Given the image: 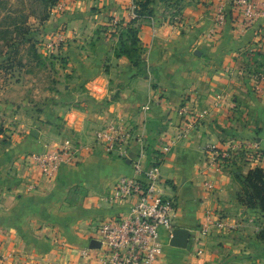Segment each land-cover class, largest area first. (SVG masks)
Returning <instances> with one entry per match:
<instances>
[{"label": "crops", "instance_id": "crops-1", "mask_svg": "<svg viewBox=\"0 0 264 264\" xmlns=\"http://www.w3.org/2000/svg\"><path fill=\"white\" fill-rule=\"evenodd\" d=\"M186 2L171 21L138 19L143 74L129 58L115 55L117 28L110 22L116 17L125 26L135 19L134 0H59L49 11L38 56H31L35 66L65 62L62 71L70 80L63 93L52 82L40 84L39 68L22 69V81L13 86L12 75L0 68L3 264H98L95 250L92 258L81 251L90 249L100 223L130 209L101 199L115 179L132 174L129 161L140 151L134 141L129 159L105 151L94 132L114 120L151 143L159 158L147 155L148 162L160 161L165 194L176 203L174 230L190 232L188 247L179 249L160 230L162 264H264L255 224L262 216L241 199L248 171L264 164V14L249 16L243 0ZM248 2L264 13V0ZM219 7L225 22L217 27ZM6 40L0 39L1 62ZM181 106L197 117L194 129L185 131ZM70 112H76L75 123L67 122ZM236 141H247L249 152L257 141L262 158L237 152L229 155L234 166L211 169L205 146L227 150ZM64 149L75 164L61 169L51 189L43 182L33 189L40 173L30 155ZM207 210L220 212L227 225L203 239L199 258L197 231Z\"/></svg>", "mask_w": 264, "mask_h": 264}, {"label": "built area", "instance_id": "built-area-1", "mask_svg": "<svg viewBox=\"0 0 264 264\" xmlns=\"http://www.w3.org/2000/svg\"><path fill=\"white\" fill-rule=\"evenodd\" d=\"M243 3L247 5L249 16L264 14L261 5L249 3L248 0H243ZM224 22V8L219 7L217 27L222 26ZM118 23L119 21H116V24ZM179 113L185 131L194 129L197 117L190 114L186 106H181ZM76 119V112H70L67 122L75 123ZM94 135L108 154L121 160L129 159L130 145L133 141L140 149L138 156L131 161L132 174L115 179L101 199L109 205L130 204V209L98 225L95 237L91 240L100 242L101 247L95 249L94 257L98 264H162L164 247L160 239V230L165 229L169 237H172L176 203L165 194L160 161L148 162L145 137L142 134L131 135L126 127L116 120L95 130ZM248 147L247 141L232 142L227 150H220L208 144L204 148V153L208 166L219 170L223 166V159L237 152H245L248 158L253 153L261 156L262 150L257 141L251 143L250 152ZM30 159L40 173V179L32 186L33 189L39 188L42 182L47 189H51L61 169L75 164V156L65 149L33 153ZM205 187L213 191L214 182L207 180ZM226 225V218L220 212L213 210L205 212L203 223L197 231L196 254L199 258L205 253L200 245L203 239L209 237L213 230L224 229ZM91 253L92 250L89 248L81 251V255L86 258H92ZM0 260H8V257H0Z\"/></svg>", "mask_w": 264, "mask_h": 264}, {"label": "rangeland", "instance_id": "rangeland-1", "mask_svg": "<svg viewBox=\"0 0 264 264\" xmlns=\"http://www.w3.org/2000/svg\"><path fill=\"white\" fill-rule=\"evenodd\" d=\"M2 1V0H1ZM0 1V39L2 38V31L7 29L6 38H8L9 43V55H5V58L0 61V68L3 67L4 73L7 75H12L9 77L10 84L17 85L19 82L22 81L23 76L19 74V72H23L22 69H35L39 68V79L41 80L40 84L46 88L50 82L51 85H54L57 88V85L60 86L59 92L60 94L63 93L65 85L68 80V76L66 73H63L62 69L64 68L65 62L50 63L49 61H43L42 64L38 63L36 66L34 65L35 60L33 61L34 57L31 56L29 49L31 46H34L36 49V45L40 43L41 39H44L43 34L45 30V24L49 21V11L53 12V7L45 8L42 3L38 0H3ZM187 0H156L155 4H150L151 9L155 11L154 17L157 18L158 21L162 22L163 20L171 21L174 19L175 15L180 14L182 6H185ZM52 9V10H51ZM21 15H23V17ZM26 17L27 24L25 30L20 32L16 29L19 25L15 24L18 19L20 22V26L23 25L22 19ZM116 21H119L116 24ZM124 20H119L116 17L110 19L112 28H117ZM4 29V30H3ZM99 32H103L98 30ZM6 40V39H5ZM59 43L61 41L59 40ZM7 44V40L5 42ZM39 48V45H38ZM5 50V49H4ZM3 53L2 48L0 47V55ZM59 60L61 59L60 56H55ZM60 57V58H59ZM23 59V64H20V61ZM37 63V62H36ZM9 71V72H8ZM22 78V79H21ZM59 79V80H58ZM52 87V86H51ZM52 87V91L55 89ZM14 89L13 87L11 88ZM46 92V91H45ZM42 99L44 97L42 96ZM11 106H16V103L10 102ZM14 113V112H12ZM11 113V118L13 114ZM28 113V112H27ZM37 112L35 114H39ZM15 116V115H14ZM13 124L11 123V126ZM242 142V141H240ZM257 157V156H256ZM262 158V156H260ZM264 168V164L262 166ZM259 214V213H258ZM260 215V214H259ZM255 224L260 227L259 237L261 232L264 231V218L259 217L255 221ZM260 246L264 245L262 239H260ZM0 257H4L3 254L0 253ZM5 260H0V264H3Z\"/></svg>", "mask_w": 264, "mask_h": 264}, {"label": "trees", "instance_id": "trees-1", "mask_svg": "<svg viewBox=\"0 0 264 264\" xmlns=\"http://www.w3.org/2000/svg\"><path fill=\"white\" fill-rule=\"evenodd\" d=\"M1 1V0H0ZM44 5L45 8H50L56 6L59 0H38ZM3 2V0L1 1ZM156 0H134V4L137 7L136 14L137 17L133 19L130 23L125 26L119 25L117 27L116 34L118 37V46L115 50V55L120 58L126 56L131 61L132 65L143 74L145 73L144 67H142V51L143 46L139 38V26H136L138 19L141 17H154L155 11L151 9L150 4H155ZM20 13H18L19 15ZM21 15V14H20ZM23 17V15H21ZM20 19V18H19ZM15 23L19 25L16 29L20 32L25 30L27 21L26 17L22 19L23 25L20 26V22ZM4 30V29H3ZM7 29L2 31L1 37L6 39ZM30 53L34 56H38L37 50L34 46H31L29 49ZM22 64V61H20ZM2 130L0 129V134ZM146 153L151 157L159 158L156 152L152 150L151 143L146 144ZM224 164H229L234 166L235 162H232L229 158L223 159ZM234 163V164H233ZM244 190L241 194V199L249 209L254 210L256 213H259L264 218V168L256 167L250 169L244 180ZM260 238L264 241V231L261 232Z\"/></svg>", "mask_w": 264, "mask_h": 264}, {"label": "water", "instance_id": "water-1", "mask_svg": "<svg viewBox=\"0 0 264 264\" xmlns=\"http://www.w3.org/2000/svg\"><path fill=\"white\" fill-rule=\"evenodd\" d=\"M196 54H200V53H196ZM83 98L79 100V102H83ZM35 133H33L34 135ZM129 164L130 161H129ZM190 232L188 230L185 229H176L174 230L171 240H170V246L174 247V248H179V249H186L188 247V243L190 240ZM101 247L100 242L96 241V240H92L90 242V249L91 250H95V249H99Z\"/></svg>", "mask_w": 264, "mask_h": 264}]
</instances>
